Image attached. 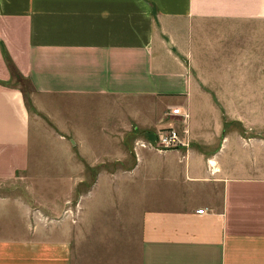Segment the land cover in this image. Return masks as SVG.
<instances>
[{
    "label": "crops",
    "instance_id": "1",
    "mask_svg": "<svg viewBox=\"0 0 264 264\" xmlns=\"http://www.w3.org/2000/svg\"><path fill=\"white\" fill-rule=\"evenodd\" d=\"M212 27L260 40L264 0H0V179L30 166L43 116L73 138L110 140L125 134L105 125L125 126L144 100H164L173 118L189 104L197 113L211 72L193 81L191 58L218 40ZM193 155L76 225H34L0 207V264H264L262 162Z\"/></svg>",
    "mask_w": 264,
    "mask_h": 264
},
{
    "label": "rangeland",
    "instance_id": "2",
    "mask_svg": "<svg viewBox=\"0 0 264 264\" xmlns=\"http://www.w3.org/2000/svg\"><path fill=\"white\" fill-rule=\"evenodd\" d=\"M223 28L212 27L218 40L197 45L194 50L202 52L194 51L191 58L193 81L200 84L202 71L211 72L203 79L206 88L200 86L197 113L189 104V113L173 118L164 100H144L128 108L125 126L105 125L125 134L110 140L73 138L43 116L42 138L32 141L30 166L16 167L10 178L0 179L3 215L8 210L34 225H76L82 212L95 210V203H104L102 211L119 210L125 195L135 196L136 183L149 192L153 181H164L167 167H186L193 154L203 152L212 154L206 159L224 157L225 167H255L257 158L264 167V91L256 90L264 89V29L256 40L245 30L223 36ZM23 86L32 109L31 89ZM171 127L189 140L192 134L188 148L157 149L159 133Z\"/></svg>",
    "mask_w": 264,
    "mask_h": 264
},
{
    "label": "built area",
    "instance_id": "3",
    "mask_svg": "<svg viewBox=\"0 0 264 264\" xmlns=\"http://www.w3.org/2000/svg\"><path fill=\"white\" fill-rule=\"evenodd\" d=\"M190 140L188 136L185 138L177 130H170L166 133H159L157 149L160 151H170L172 149L188 148ZM204 211H200L199 215H204Z\"/></svg>",
    "mask_w": 264,
    "mask_h": 264
},
{
    "label": "trees",
    "instance_id": "4",
    "mask_svg": "<svg viewBox=\"0 0 264 264\" xmlns=\"http://www.w3.org/2000/svg\"><path fill=\"white\" fill-rule=\"evenodd\" d=\"M10 68H11V71H12V74H13L14 78L17 79L18 83H20V82H23V83H24V81H23L20 77H18L17 73L12 69V67H10ZM23 83H22V85H23ZM20 84H21V83H20ZM25 84H26V83H25ZM27 86H28V85H27Z\"/></svg>",
    "mask_w": 264,
    "mask_h": 264
}]
</instances>
